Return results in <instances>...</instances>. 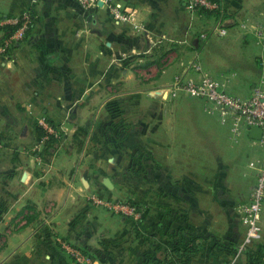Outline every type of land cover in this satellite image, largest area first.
I'll use <instances>...</instances> for the list:
<instances>
[{"label":"crops","instance_id":"1","mask_svg":"<svg viewBox=\"0 0 264 264\" xmlns=\"http://www.w3.org/2000/svg\"><path fill=\"white\" fill-rule=\"evenodd\" d=\"M11 1L3 8V16L31 8L34 19L25 38L7 55L0 54V264H142L146 258L141 260L139 253L144 236H138H156L155 225L129 233L125 227L114 226L119 214L89 199L93 192L102 193L101 184L108 186L105 177L111 180L102 174L99 179L97 171L116 167L146 168V178L132 175V183L146 181L164 195L165 203L172 202L148 212L154 220L151 224L158 221L165 228L179 226L169 231L168 238L198 234L204 218L205 181L218 186L221 171L238 167L244 149L247 155L253 151L257 156L264 155V147L249 131L235 141L229 126L221 123L217 114H210L212 126H226L224 142L232 150L229 156L226 146L221 147L217 130L183 128L184 116L174 108L184 106L183 100L166 98L165 91L181 75L198 77L189 68L198 58L202 69L227 91L249 95L255 83L247 91L246 76L222 58V62L216 61L219 67L212 69L206 64L203 49L213 35L231 45L238 34L248 46L252 33L241 27V21L261 20L264 0H224V34L211 16L214 26L207 38L200 36L201 31L185 46V52V48L175 51L168 47L163 57L151 54L155 42L147 41L142 46L145 58L140 53L141 30L117 23L106 5L83 9L74 0ZM161 3H126L134 11L135 22L147 19L149 23L143 22L150 38L166 24L158 11ZM182 7L194 19L203 16ZM89 14L91 19L87 20ZM170 53L174 55L155 73ZM234 56H243V52L230 49L226 58ZM145 91L148 97L141 99ZM157 91H163L162 98L157 99ZM169 104L173 109L167 108ZM158 105L165 108L156 112ZM190 112L195 114L192 108ZM198 112H202L200 108ZM39 117H46L60 129V137L47 141L40 159L33 152L42 137L36 126ZM92 158H97L96 162ZM242 172L252 175L254 185L253 171L244 167ZM261 223L264 230V206ZM101 235L105 240L97 241ZM60 238L85 253L92 252L90 262L76 261L62 248ZM113 238L115 241H110ZM148 243L146 249L153 250L154 256L156 242ZM218 251L213 242L208 243L188 264H225L226 258L220 263L223 259Z\"/></svg>","mask_w":264,"mask_h":264},{"label":"rangeland","instance_id":"2","mask_svg":"<svg viewBox=\"0 0 264 264\" xmlns=\"http://www.w3.org/2000/svg\"><path fill=\"white\" fill-rule=\"evenodd\" d=\"M76 4L80 6V4L74 0ZM114 1H120L123 3H128L129 1L134 0H114ZM11 0H0V6L2 7V10L0 8V19L4 17H8L11 15L3 16V8L6 5H11ZM17 2V1H15ZM161 5H158V11L160 14H162L166 20V24L162 27V30L156 31L153 36V38H150L147 36L148 32V26L147 23L144 24L143 20L141 21L142 28L141 29V57L145 58L147 56V53L145 52L144 46L147 41L149 42H155V46L153 49H151V54H155L156 57L164 55L165 49L168 47L174 49L175 51H178L180 48H185L184 52L186 50L185 46H189L192 43V40H195V37H197V34L201 31H207L208 33L212 32L213 26H214V19L211 20V16L204 14L198 19H194L193 17H190L189 14L183 9L182 7V0H161ZM99 4V3H98ZM98 4H94L98 5ZM104 5V4H103ZM91 6V7H93ZM108 7V5H106ZM156 6V5H153ZM90 7V8H91ZM89 8V9H90ZM31 9V8H29ZM84 9V8H83ZM109 9V7H108ZM110 12V9H109ZM33 13V12H32ZM18 15V14H17ZM236 19V18H235ZM240 20H243V17L239 18ZM149 23V22H148ZM132 26L133 29H136L132 24L128 23ZM7 24H0V27ZM188 25V26H187ZM149 29L151 27L149 26ZM0 38L3 35V31H0ZM237 34V33H235ZM236 40L229 46L227 43H225L223 38H219L216 36H212L206 46L203 49V55H205L206 64L210 67L217 68L219 65L216 63V61H221L222 59L224 61L227 60V63H230L229 66L232 69H237L239 72H241V75L246 76V86L247 91L251 90V86L255 83H258L261 79H264V50L260 49L258 45H255V41L252 38H249V45L245 46L244 43L241 42L242 38L238 34L235 36ZM187 39L188 41H180L179 39ZM251 42H254V46L251 44ZM175 45V46H174ZM230 49H238L243 52V56H234L231 59L226 58V55L229 53ZM233 51V50H232ZM257 51V52H255ZM149 53V54H150ZM259 53V54H258ZM174 53H170L166 59H163L160 62V65L156 66V68L159 69L155 70V73H158L161 71V67L163 68V65L165 62H167L170 57H172ZM163 57V56H162ZM222 58V59H221ZM263 75V77L261 76ZM144 77H148L146 74ZM142 76V80L144 79ZM241 77V76H240ZM159 92V91H157ZM160 94L156 97L157 99L162 98L163 91L159 92ZM147 91L144 92L143 95H141V99L147 98ZM173 99V98H172ZM176 99H182L184 106H176L175 111L178 109L181 113V115L184 116L183 120V128H191L196 129L197 131H211V130H217L219 132V137L221 141V147L226 146L225 144V133H227L226 126L228 125L230 129V122L221 120L220 122L225 124L226 126H223L221 124L212 126L211 121L209 120L210 117H212L206 109L205 105L206 102L202 98L198 97H191V96H185L180 95V97L177 96ZM175 100V99H173ZM172 100V101H173ZM194 101L190 104V101ZM197 101V102H195ZM168 103V102H167ZM143 106L141 105L140 108ZM173 109L171 105H167V108ZM143 108H146L145 106ZM156 112L161 110L162 108H165L162 106H157ZM194 109L195 114L190 112V109ZM199 108L202 112H198ZM198 109V111H197ZM179 113V112H178ZM205 115L208 117H205ZM211 119V118H210ZM142 126H145L144 123H141ZM140 124V125H141ZM36 126L39 129L40 126L38 124V120L36 122ZM146 128V127H145ZM60 130V129H59ZM0 140L2 142V138L0 137ZM81 140V139H80ZM130 141V140H129ZM38 144V143H37ZM36 144V145H37ZM35 147V146H34ZM33 152L40 154L42 151H36ZM229 147L226 146V151L229 154V156L232 154L231 151L228 149ZM240 148V147H239ZM2 148H0L1 150ZM143 149L146 150V144L143 145ZM222 149V148H221ZM247 149H244L243 155H242V162L238 165V167L234 168L232 166L228 167L227 169H221V175L220 180L217 185H212L211 180H208L207 183L205 181L204 183V201H203V208H204V218L202 219V229L198 230V234H190L191 236H204L205 238L202 240V249H205L208 245V243H211L210 235L215 236L221 243L228 246V248L218 247L219 251L217 252V255L219 256L221 262H224V259L226 258V263L229 264L230 261L232 263L230 264H246V253L248 251H252L256 255V251H258L260 248L264 247V230L262 229L259 233L251 237L250 239H246L245 235V224L240 219L239 213H238V206L240 203L248 200L250 190L253 185V177L252 175H244L242 171H244V167L246 168L247 162H249L250 159H252L254 156H256V152H253L248 155L246 154ZM48 151H46L45 154H47ZM42 156V153L41 155ZM100 157V156H99ZM97 158H92L94 162H96ZM144 159L146 161V153L144 155ZM89 161V159H88ZM245 164V166H243ZM95 165V164H94ZM126 167V166H125ZM124 167V168H125ZM108 169L107 171H97L98 172V178H101L102 175H108L111 177V181L113 183L112 187H106V185L101 184L102 193L105 194L108 198H117L124 201H130L136 204L137 208L142 211V217L140 220H132L129 219L123 215H118L117 222L114 226H122L128 229V232L135 233V228H141V227H150L151 225H155V231L156 236H145V235H139L138 237L144 236V242L142 241L143 245L141 246L140 256L141 260L145 259L142 264H145L149 258H153V250L150 252L146 249L148 242H156V248L163 249L166 247V243L169 239H178L185 242L189 237H172L171 234H168L170 230L176 229L179 226L170 224L165 228L163 224L157 221L155 224H151V220L148 217V212H151L154 210V208L158 206H169L172 202H164L166 199L164 198L163 194L156 193V189L152 186H147L146 181L139 185L132 183L131 176L134 175L135 177L140 178V176H145L147 174L146 168L140 167L139 169ZM207 174H210V170L205 171ZM210 179V177H209ZM101 180H99L100 182ZM145 183V184H144ZM101 192V191H100ZM219 200V203L217 202ZM218 204V208H217ZM103 207V206H102ZM104 208V207H103ZM109 211V210H108ZM110 212V211H109ZM154 221V220H153ZM161 221V220H160ZM164 220H162L163 222ZM199 222V221H198ZM264 228V227H263ZM168 229V230H165ZM166 231V232H165ZM166 234V235H165ZM131 236V234H129ZM102 235L97 237L98 240H105L101 238ZM2 238L0 239V243H2ZM110 241H115V239H110ZM90 257H92V252L86 251ZM259 264H264V261L259 262Z\"/></svg>","mask_w":264,"mask_h":264},{"label":"built area","instance_id":"3","mask_svg":"<svg viewBox=\"0 0 264 264\" xmlns=\"http://www.w3.org/2000/svg\"><path fill=\"white\" fill-rule=\"evenodd\" d=\"M84 9H89L94 4L102 1L108 5L111 16L117 23H130L136 29H143L141 22L134 21V11L126 3L114 0H76ZM183 5L191 14L199 13L200 9L213 10L217 12V28L221 34L225 33V27L221 23L225 19L224 0H182ZM34 15L31 9H26L18 15H11L0 19V24L15 25L16 28L7 36L0 38V54L10 53L15 44L25 38L33 23ZM241 27L252 33L255 45L264 50V16L261 20H243ZM209 33L201 32L200 36L205 39ZM254 46V42H251ZM189 68H193L199 76L196 78L177 77L165 91L166 98H175L180 95L202 98L205 102V109L211 114H217L221 120L230 122L231 137L237 141L245 131H250L254 126L260 128L261 135L256 138L259 146L264 147V79L255 84L252 92L245 96H239L227 91L217 79L204 71L200 60L192 61ZM39 126L43 129L41 141L35 145L34 150L42 151L46 147L50 137H60V130L46 117H39ZM2 142L0 140V148ZM43 152V151H42ZM38 159L41 153L36 154ZM247 168L253 171L255 178L254 185L250 191L248 200L238 206L240 219L246 226V239H250L262 230L261 215L264 206V155L254 156L247 163ZM89 199L98 206L115 214L123 215L132 220H140L142 211L136 204L117 198H108L105 195L93 192ZM62 248L80 263H89L90 256L82 249L71 244L68 240L60 238Z\"/></svg>","mask_w":264,"mask_h":264},{"label":"trees","instance_id":"4","mask_svg":"<svg viewBox=\"0 0 264 264\" xmlns=\"http://www.w3.org/2000/svg\"><path fill=\"white\" fill-rule=\"evenodd\" d=\"M198 12L202 15L206 14L212 17L217 15L216 11L207 9H200ZM15 28V25L10 24L1 26L0 30L3 31L2 36L9 35ZM39 132L41 135L43 134V129L41 127L39 128ZM57 139V137L52 136L48 141H55ZM204 238V236H191L185 240V242L178 239H169L165 249L162 250L157 248L154 257L149 258L145 264H188L200 253L202 246L201 242ZM210 239L215 246L228 248L227 245L221 243L215 236L210 235ZM254 254L255 253L252 251L246 253V264H259L262 260L264 261V247L256 251V255Z\"/></svg>","mask_w":264,"mask_h":264},{"label":"water","instance_id":"5","mask_svg":"<svg viewBox=\"0 0 264 264\" xmlns=\"http://www.w3.org/2000/svg\"><path fill=\"white\" fill-rule=\"evenodd\" d=\"M99 4H103L102 1H99ZM80 19H81L82 21H84V17H83V16H80ZM86 19H87V20H90V19H91V14H89V15L87 16ZM249 133H250V136L253 137V138H259L260 135H261L260 128L257 127V126L252 127V128L250 129ZM104 181H105V183H106L109 187H112V186H113V184H112L111 180L109 179V177H105V180H104Z\"/></svg>","mask_w":264,"mask_h":264}]
</instances>
